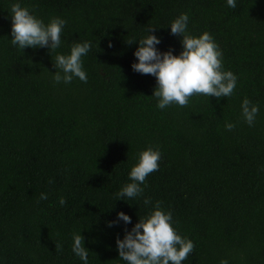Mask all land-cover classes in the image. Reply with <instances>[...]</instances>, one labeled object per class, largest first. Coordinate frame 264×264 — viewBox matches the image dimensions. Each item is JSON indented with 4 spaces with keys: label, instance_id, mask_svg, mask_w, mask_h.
I'll return each instance as SVG.
<instances>
[{
    "label": "trees",
    "instance_id": "1",
    "mask_svg": "<svg viewBox=\"0 0 264 264\" xmlns=\"http://www.w3.org/2000/svg\"><path fill=\"white\" fill-rule=\"evenodd\" d=\"M16 2L46 24L67 21L59 49L12 45ZM181 13L192 35L214 36L237 87L161 110L156 78L131 65L150 27L161 52L180 54L170 24ZM85 41L87 83L56 84L55 56ZM245 97L259 104L254 126L242 116ZM149 146L162 152L159 170L141 197L116 200ZM156 201L196 245L182 264H264V0H0V264H84L72 251L79 232L88 264H126L116 240Z\"/></svg>",
    "mask_w": 264,
    "mask_h": 264
},
{
    "label": "clouds",
    "instance_id": "2",
    "mask_svg": "<svg viewBox=\"0 0 264 264\" xmlns=\"http://www.w3.org/2000/svg\"><path fill=\"white\" fill-rule=\"evenodd\" d=\"M227 5L236 7V0H227ZM11 12V43L19 50L25 48H48L56 51L62 45L61 36L67 21L59 16L44 20L35 14V8L23 7L19 2L10 5ZM189 16L181 13L175 18L171 26V34L182 37L183 50L174 55L170 49L161 52L156 46L161 43L154 34L156 27L146 29L147 35L138 41L139 47L134 52L138 62L131 65L133 71L152 75L156 78V87L153 95L158 103V109H165L172 104L187 107L193 96L228 98L233 96L238 77L231 71L225 70L223 52L214 36L205 31L199 36L188 31ZM135 39L128 40L130 45ZM91 49V42L74 43L70 54L55 56L54 67L56 72L53 81L69 84L74 78L87 83V73L83 66V59ZM244 122L254 126L259 114V104L253 103L245 97L241 103ZM235 123L228 122L225 128L232 131ZM162 152L159 146H149L138 157L137 163L129 173L130 183H126L118 193L116 200L134 199L141 197L147 187V177L159 170V161ZM49 179V183H52ZM143 185V187L141 186ZM47 193H41L39 200H47ZM39 202V201H38ZM59 203L63 206L66 200L61 197ZM143 203L152 204L150 198ZM118 220L125 224L131 223V217L119 212ZM116 221L109 222V227ZM172 212L164 207L163 201H156L153 210L145 217L139 218L130 231H125L123 239L117 238L116 245L119 258L126 264H182L195 250V243L191 239L179 234L175 228ZM55 249L62 251V245L55 243ZM72 251L84 264H88L89 250L84 246V237L81 232L73 234ZM220 264H228L222 259Z\"/></svg>",
    "mask_w": 264,
    "mask_h": 264
}]
</instances>
